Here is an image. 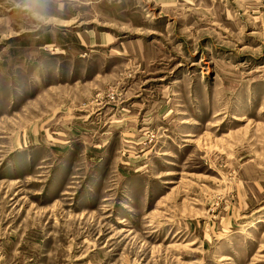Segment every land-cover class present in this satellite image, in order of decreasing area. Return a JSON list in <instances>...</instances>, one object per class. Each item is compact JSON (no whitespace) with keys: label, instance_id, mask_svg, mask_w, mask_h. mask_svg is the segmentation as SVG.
Wrapping results in <instances>:
<instances>
[{"label":"rangeland","instance_id":"obj_1","mask_svg":"<svg viewBox=\"0 0 264 264\" xmlns=\"http://www.w3.org/2000/svg\"><path fill=\"white\" fill-rule=\"evenodd\" d=\"M0 264H264V0H0Z\"/></svg>","mask_w":264,"mask_h":264}]
</instances>
